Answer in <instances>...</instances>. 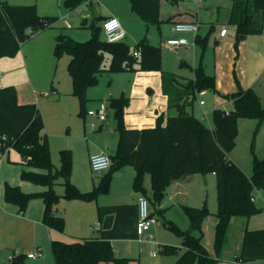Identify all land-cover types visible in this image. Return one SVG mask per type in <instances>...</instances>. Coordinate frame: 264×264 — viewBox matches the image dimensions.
Instances as JSON below:
<instances>
[{"label": "trees", "instance_id": "trees-1", "mask_svg": "<svg viewBox=\"0 0 264 264\" xmlns=\"http://www.w3.org/2000/svg\"><path fill=\"white\" fill-rule=\"evenodd\" d=\"M85 0H65L70 9ZM132 9L149 25H160L161 0H130ZM57 16L41 15L36 4H13L0 0V58L14 56L34 34L52 26ZM228 23L236 29V44L250 34H258L264 28V0H233L229 9ZM92 36L84 41L76 40L66 33L55 38L57 57L67 53L71 58L68 72L72 78L73 94L80 101L79 114H86L89 98L88 88L98 83L104 72L129 70H158L162 64V49L142 39L131 46L125 41L108 42L102 37L103 28L92 25ZM208 36H196V43L207 47ZM138 52V55H135ZM110 62L107 64V57ZM237 90L222 94L232 98L231 109L217 108L213 111L214 126L204 123L193 111L198 92L216 88L215 76L205 72L201 62L194 78L182 79L173 72H163V90L168 95V115L160 116L154 127L129 128L124 122L128 97H112L108 100L114 110L119 143L110 155L111 166L99 184L90 191H82L71 180L72 152L61 149V164L57 168L52 160L50 142L45 133L42 113L36 103H20L14 85L0 83V154L12 148L21 155V179L47 187L43 191L25 192L18 185L8 182L4 187L5 201L18 206L25 213L29 202L42 198L45 208L43 222L50 228L63 231L65 219L56 213V205L63 197L67 200L92 201L99 194L109 191L113 174L131 165L136 173L133 188L145 195L155 205L161 204L169 185L195 173H212L216 178L218 208L213 214L218 221L215 226L214 245L217 256L229 244L230 227L234 219H248L261 211L256 205L254 191L264 189V155H255L253 174L248 175L234 162L230 152L236 146L241 117L264 120V105L253 88L244 89L236 78ZM220 94V93H219ZM150 176L152 193L144 186ZM64 185L61 196L55 189L59 180ZM190 227L183 229L174 221L164 220L166 226L182 239L181 246L162 245L164 254L177 255L173 264H216L202 241V224L212 214L206 207L183 204ZM163 209L157 210L161 213ZM100 236L84 240L51 241L56 264H129L130 257L115 254L113 240L138 237L139 210L137 203L99 205L97 208ZM152 214H154L152 212ZM20 256L13 264L23 262ZM264 259V228H245L240 251L236 254L239 264Z\"/></svg>", "mask_w": 264, "mask_h": 264}, {"label": "rangeland", "instance_id": "rangeland-1", "mask_svg": "<svg viewBox=\"0 0 264 264\" xmlns=\"http://www.w3.org/2000/svg\"><path fill=\"white\" fill-rule=\"evenodd\" d=\"M9 1L13 4H36L37 10L41 15L57 16V20L52 26L47 27L40 32L39 35L25 44V47H32V71L38 80L37 84H39L36 90H38L37 92L39 96L44 97L45 111L39 103L38 107H40L43 113L45 129L49 134V125H47V121L49 124H54V122H56L54 128L55 130H58L59 125L57 118L59 115L64 114L62 102L59 101V93L58 91L51 90V87L53 86L60 89L64 88L65 83H71V77L67 69L69 55L64 53L60 57H57L55 55L54 47H52L51 54L38 53L39 51L37 49L40 47V43L47 42L53 35H58L61 32L73 35L76 40H87L92 36L91 26L93 24H99L101 26L103 21L101 16H105L110 12H117L119 14L132 12L131 1L85 0L73 9L66 6L65 0ZM232 5L233 0H203V4L196 0H161V16L164 20L171 15L179 13L191 17L193 16L198 20L197 23L199 22L200 24L199 34L201 36H208L207 47L204 50L202 58L203 65L204 68L206 67L205 71L209 75L215 76L216 74V88L219 90L220 94L213 89H205V94L197 95L192 108L195 115L200 119L201 114L204 111L207 112L208 117L207 119H203V121L211 127L214 126L213 110L223 104H225L224 106L229 104V101L224 99V96L220 97V102H217V98L224 94L223 91L234 89V72L239 79L243 80L247 87H253L257 92L262 105H264V28L261 33L250 34L248 36L243 44L242 52L240 46L243 41L236 44V29L233 25L228 23V12ZM217 10L218 22L213 25V19ZM124 18L127 17H119L122 25L124 20L126 21ZM222 24H225L228 27V35L221 39L219 33ZM171 27L172 23L168 21H164L160 27L152 24L149 25L148 34L156 42L155 44H159L161 41H166L167 37H175L176 34L171 30ZM184 36L191 40V42L194 41L193 34L188 33ZM41 38H43V42L40 40ZM218 38L219 41L215 42ZM128 42L133 46L134 43L130 42V39ZM192 48H196L200 56L202 51L201 45L197 43L193 45ZM167 56L172 59V55ZM106 73L107 72H104V74H102V84L97 86L98 90L96 96H100L102 94L101 88L106 86ZM47 91L50 96H45ZM199 100L206 102V106L204 105L201 107ZM107 113H112V110L108 109ZM238 127L239 132L237 143L230 152V157L238 163L248 175H252L254 156L264 155V120L259 124L256 118L241 117L239 119ZM58 139L59 138L57 137H53L52 141L57 143ZM18 162H21L20 153L12 148L10 150L9 172L11 174V179L15 180L14 182L22 181L20 177V169L23 165ZM60 164L61 161L59 155L58 161L55 162L54 165L59 167ZM178 180L183 183L184 195L182 196L185 202L196 207L206 206L211 212L217 211L218 199L216 178L214 174L195 173L181 177ZM27 185L28 188L34 187L31 182H27ZM144 186L147 193L151 195L152 188L149 175L145 178ZM55 189L57 192L58 189L63 190L61 180L55 185ZM127 189H132L130 182L127 183ZM172 191L173 184L171 183L161 202L162 207L160 208H163V215L159 214L157 222L146 232L147 237H144L143 240L144 250H140V244L138 241H133L131 243L127 241H118L115 243L114 248L117 251V254L122 257L128 255V257L131 258L129 264H172L175 255L162 253L160 251V244L179 247L182 245V239L166 226L164 220L174 221L181 228L190 227L189 218L186 215L183 206L176 201L177 196ZM254 196L256 205L260 206L262 209L250 216L247 227L249 229H262L264 228V189L255 190ZM158 207L159 204L155 205L149 201L150 211L156 216H158ZM215 220L216 217L213 214L208 215L204 219L202 224L203 243L206 245L210 253L218 258L216 264H239L236 261L235 255L236 252L240 251L242 242V234L240 233L236 236L238 224L231 225L233 233L231 234L233 238L232 244L228 249L223 250L218 257L214 245ZM19 234L17 236L15 235V238H11L12 245L10 248L0 247V264H13L11 258L13 254L12 252L15 248L20 249L21 251L37 250V248H33L32 243H28L27 240L26 243H22V238L21 236L19 237ZM153 248L157 249V256H152L150 254V250ZM43 252L45 253V257L41 260L39 259L42 256L33 259L27 257L23 262L17 264H56L51 246H48ZM248 264H264V259L253 260Z\"/></svg>", "mask_w": 264, "mask_h": 264}, {"label": "crops", "instance_id": "crops-1", "mask_svg": "<svg viewBox=\"0 0 264 264\" xmlns=\"http://www.w3.org/2000/svg\"><path fill=\"white\" fill-rule=\"evenodd\" d=\"M199 3L203 4V0L200 1ZM216 13L217 14H215L213 19V23H212L213 25L218 22V10L216 11ZM111 15L117 16L118 18L127 17L124 18L126 19V21L124 20L123 22V25L125 26L123 27L126 31V37L122 41H125L129 44L128 40L130 39V42H133L134 43L133 45H135L140 40L147 39L149 43L160 46L162 49V64H161V69L158 70H134V71L129 70V71H121V72L104 71L107 72L106 73L107 83L106 86L101 88L102 94L100 96H96L98 90L97 86L102 84L101 78L103 77L102 74H104V72H102L99 75L98 83L88 88L87 96L89 98V101L87 104L86 114L83 117L79 114L80 101L73 94L72 78H71V83L70 84L65 83L64 88L58 89L57 87H53V86L51 87V90L58 91L59 101L62 102V106L64 108V114L59 115L57 118V122L59 125L58 130H55L54 128V124L56 122H54V124H49L48 121H47V125H49V131H48L49 134L45 129V133L47 134L50 142L52 160L54 163L58 161V156L60 155L59 151L61 149L66 148L71 150L72 158H73L71 180L82 191L92 190L94 187H96L99 184L101 178L106 173V171L94 172L91 169L90 156L93 153H99V152L107 153L110 156L116 151L118 147L119 134L116 128V119L114 116V110L109 106L108 100L112 97H120V96H125L129 98L130 102L128 106L125 108V113H124V122L127 127L129 128L154 127L157 123V119L160 116L163 115L165 116L166 119L168 115V95L165 94L163 90V72L176 73L180 77H182L183 80L187 78H194L195 70L197 66L201 62L203 63L202 58L204 55V51L203 52L201 51V54L199 56L198 50L196 48H192L193 45L197 44L196 36L199 34V30H200L199 22H198L199 29L196 33L194 32L179 33L173 29L175 23L180 21L197 22L198 20L195 17L193 16L191 17L189 15H184L179 13L176 15L175 14L171 15L166 20H164L161 16L162 18L161 24L164 21H168L172 23L171 30L176 34L174 37L175 39L179 37H185L184 35L188 33L193 34L194 36L193 42H191V40L185 37L189 41V44H183L179 48L174 49L171 46H169L167 43L169 39H174L172 37L171 38L167 37L166 41L164 40L165 42L161 41L159 44H155L156 42L148 34L149 25L152 24L148 25L140 17V15H138L133 9L132 12H126L125 14L110 12L105 16H101V19L104 20L106 17ZM161 24L157 26L160 27ZM224 27L227 28V32L223 36L221 35V33H219V37L221 39L225 38L228 35V27L225 24H222L221 30ZM40 32L34 34L31 38H29L26 42H24V44L22 45V48L23 46L24 48L21 49V51H19L16 55L4 56L0 58V83L2 85H14L17 89L18 100L20 103L33 102L36 103L37 105L39 103L42 109H44V99H43L44 97L39 96L37 92L38 90H36L39 84H37L38 80L36 76H34L32 71V50H31L32 47H25V44L28 41H30L32 38H35L37 35H39ZM102 34L104 35V32ZM53 36L52 38L48 39L47 42H43V38L40 39L43 43H40V47L37 49L39 51L38 53L51 54L52 47H54L55 45V38L57 35H53ZM70 36L76 39L73 35ZM206 36H201V37H206ZM103 38L106 39L105 35ZM247 38L248 36L243 40L240 46L242 52H243V44ZM218 41L219 38L218 40H215V42ZM167 55H172V59L168 58L169 56ZM70 58L71 57L69 56V61ZM108 61L110 62V56L107 57V62ZM109 62L107 64H109ZM68 64H67V69H68ZM205 69L206 67L204 68V70ZM236 78L239 80L240 86L242 88L244 89L253 88V87H247L243 82V80L239 79V77L234 72L233 79L235 82L233 81V83L235 85L234 87L235 90L233 89V90L223 91L224 94L233 93L238 89L236 84ZM46 93L49 92L47 91ZM45 96H50V95L48 94ZM220 97L223 96H219L217 98V102H220ZM224 99L228 100L229 104L227 106H224L225 104H223L218 108L231 109L233 107L232 98L225 97ZM206 104L207 103L204 102V104L203 105L200 104V106L203 107L204 105L206 106ZM100 107L105 108L106 120L104 121H100L96 113L97 109ZM108 109H111L112 113L110 114L107 113ZM204 114H206V116L208 117V113L205 111L201 114V117ZM44 123H45V119H44ZM53 137L59 138L57 143L52 141ZM21 159L22 158L20 155V160ZM9 161H10V151L8 153H4L0 165V247L10 248L12 245L11 238H15L20 233L19 237L21 236L22 243L23 242L26 243L27 240L28 243L29 242L32 243L33 248L36 247L41 249L43 254L39 260L45 257V253L43 251L47 249L48 246H51V241L53 239L74 241V240H84L88 238L99 237L100 231L97 226L98 225L97 208L99 205L137 203L138 196L140 195L133 188V179L136 173L135 168L131 165L124 166L113 174L109 191L99 194L96 199L92 201H85L80 199L67 200L62 197L58 202V204L56 205V213L65 219V228L63 231H58L48 227L43 222L45 205L42 198L38 197L32 199L29 202L28 208L25 211V213H20L17 205L5 201L4 187L6 182L12 185L20 186L22 190H24L25 192L43 191L47 188L45 186H41L33 182L31 183L34 185V187L28 188L27 182L30 181H26V180H22L21 182H14L15 180L11 179V174L9 172L10 170ZM23 168L24 167L22 166L20 171H22ZM129 182L131 184V188H132L131 190L127 189V183ZM61 184L63 185L62 180H61ZM172 184H173L172 192H174L177 196L176 201L179 202L181 205L183 204L191 205L183 200V196H182L184 195L183 183L179 182V180H175L172 182ZM58 194H60L61 196L64 194V185H63V190L58 189ZM160 207H162V204H159L157 210L163 209ZM159 214L163 215L162 212L157 213L158 217ZM248 220L249 218L234 219L231 225L238 224L236 236H238L241 233L243 237L245 228L247 227ZM217 221L218 219L216 217L214 226H216ZM183 229H188V228H183ZM231 234L233 233L230 227L229 244L225 248V250L228 249L229 246H231L232 244L233 238ZM145 237L147 236L145 235ZM118 241H127L129 243L133 241H138L140 244V250H144V246H143L144 242H140L138 240V237L115 239L112 241L113 246ZM162 245L164 244H160V247ZM153 250L156 249L154 248L151 249L150 254ZM114 251L117 256L122 257L121 255L117 254L115 248ZM237 253L238 252H236V254ZM124 257H128V255H125ZM174 257L175 258L172 264L175 262L177 255H175ZM26 258L27 257L24 256L23 261Z\"/></svg>", "mask_w": 264, "mask_h": 264}, {"label": "built area", "instance_id": "built-area-1", "mask_svg": "<svg viewBox=\"0 0 264 264\" xmlns=\"http://www.w3.org/2000/svg\"><path fill=\"white\" fill-rule=\"evenodd\" d=\"M196 1L200 2L202 0H196ZM102 28H103L105 38L108 42H112V43L119 42V41H122L126 37V31L123 28V25L117 16L111 15V16L106 17L102 21ZM173 29L179 33L180 32L196 33L199 29V25L197 22H194V21H180V22L175 23V25L173 26ZM226 32H227V28L224 27L220 33L223 36L226 34ZM167 43L169 46L176 49V48H179L183 44H189V41L185 37H179L176 39L175 38L169 39ZM135 55H138V52H135ZM204 93H205L204 90L198 92V94H204ZM45 94L48 95L49 93H45ZM199 103L203 105L204 101L199 100ZM96 113L100 121L106 120V112H105L104 107L98 108ZM202 118L206 119L207 118L206 114H204ZM3 155L4 154H0V165L2 162ZM111 164H112L111 158L107 153H104V152L93 153L90 156V166L94 172L106 171L110 168ZM137 204H138V210H139V220L137 223L138 240L140 242H143L146 232L157 222L158 216H156L155 214H152V212L150 211L149 200L145 195L140 194L138 196ZM97 226L99 227V222ZM151 254L153 256L157 255L158 254L157 249L153 250ZM20 256H25L28 258H36V257L42 256V251L40 248H37V250L35 251H21L20 249H15L13 251L11 259L13 260Z\"/></svg>", "mask_w": 264, "mask_h": 264}, {"label": "water", "instance_id": "water-1", "mask_svg": "<svg viewBox=\"0 0 264 264\" xmlns=\"http://www.w3.org/2000/svg\"><path fill=\"white\" fill-rule=\"evenodd\" d=\"M236 1H245V0H236ZM215 14H217V13L215 12Z\"/></svg>", "mask_w": 264, "mask_h": 264}]
</instances>
